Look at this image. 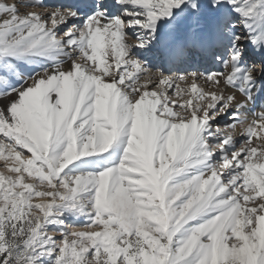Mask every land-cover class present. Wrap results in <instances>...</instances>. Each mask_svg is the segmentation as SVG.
<instances>
[{
    "label": "snow or ice",
    "instance_id": "snow-or-ice-1",
    "mask_svg": "<svg viewBox=\"0 0 264 264\" xmlns=\"http://www.w3.org/2000/svg\"><path fill=\"white\" fill-rule=\"evenodd\" d=\"M262 97L264 0H0V264H264Z\"/></svg>",
    "mask_w": 264,
    "mask_h": 264
},
{
    "label": "bare ground",
    "instance_id": "bare-ground-1",
    "mask_svg": "<svg viewBox=\"0 0 264 264\" xmlns=\"http://www.w3.org/2000/svg\"><path fill=\"white\" fill-rule=\"evenodd\" d=\"M6 2L11 3L12 0H6ZM236 96H237V99H242V97L240 96V94H239L238 92L236 93ZM261 99H264V97H262ZM259 103H260V101H258V104H259ZM223 122H227V117L223 118L222 123H223ZM237 131H239V128L237 129Z\"/></svg>",
    "mask_w": 264,
    "mask_h": 264
},
{
    "label": "rangeland",
    "instance_id": "rangeland-1",
    "mask_svg": "<svg viewBox=\"0 0 264 264\" xmlns=\"http://www.w3.org/2000/svg\"><path fill=\"white\" fill-rule=\"evenodd\" d=\"M2 164H3V162H0V170H3Z\"/></svg>",
    "mask_w": 264,
    "mask_h": 264
}]
</instances>
